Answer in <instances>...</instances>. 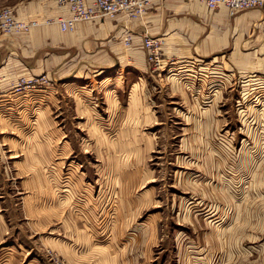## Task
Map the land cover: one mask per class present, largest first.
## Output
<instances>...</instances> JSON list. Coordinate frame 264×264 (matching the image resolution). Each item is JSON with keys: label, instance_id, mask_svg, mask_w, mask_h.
I'll return each instance as SVG.
<instances>
[{"label": "rangeland", "instance_id": "rangeland-1", "mask_svg": "<svg viewBox=\"0 0 264 264\" xmlns=\"http://www.w3.org/2000/svg\"><path fill=\"white\" fill-rule=\"evenodd\" d=\"M81 56L0 111V264H264L262 74Z\"/></svg>", "mask_w": 264, "mask_h": 264}, {"label": "crops", "instance_id": "crops-1", "mask_svg": "<svg viewBox=\"0 0 264 264\" xmlns=\"http://www.w3.org/2000/svg\"><path fill=\"white\" fill-rule=\"evenodd\" d=\"M16 13L19 20L37 24L27 33L0 31V111L24 101L28 92L38 91L17 93L14 86L21 79L57 78L80 55L100 72L129 66L147 71L146 31L162 41L164 56L177 62L224 58L231 66L240 65L264 77V14L260 8L232 15L224 6L212 11L199 1L159 0L138 19L98 17L79 22L69 32L61 30L58 19L70 12L54 0L25 2ZM127 34L132 36L130 45L124 42Z\"/></svg>", "mask_w": 264, "mask_h": 264}, {"label": "built area", "instance_id": "built-area-1", "mask_svg": "<svg viewBox=\"0 0 264 264\" xmlns=\"http://www.w3.org/2000/svg\"><path fill=\"white\" fill-rule=\"evenodd\" d=\"M59 6L66 7L70 16L60 17L58 24L63 32L73 31L79 22L92 21L98 17L115 18L124 15L127 19H138L147 9L159 0H54ZM186 2L199 1L210 10L215 11L221 6L229 9L234 14L252 8H260L264 14V0H183ZM37 24L36 21H22L17 18L15 10L11 7L0 9V31L3 33H27ZM143 47L147 51L148 61L157 70L163 69L168 73L176 70L175 64L183 63L178 70L187 69L190 63L196 61L177 62L174 58H167L162 52V41L151 36L147 31L143 35ZM126 45L132 43V36L124 37ZM49 81L48 77L41 76L33 79H21L14 89L17 93H23L27 88L37 89ZM43 88V87H40ZM3 93L2 79L0 78V97Z\"/></svg>", "mask_w": 264, "mask_h": 264}]
</instances>
